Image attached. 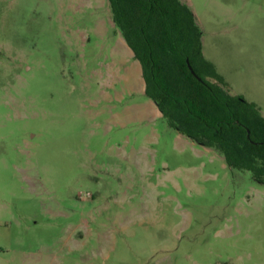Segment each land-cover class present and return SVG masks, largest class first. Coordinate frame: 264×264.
I'll use <instances>...</instances> for the list:
<instances>
[{
	"label": "rangeland",
	"instance_id": "rangeland-1",
	"mask_svg": "<svg viewBox=\"0 0 264 264\" xmlns=\"http://www.w3.org/2000/svg\"><path fill=\"white\" fill-rule=\"evenodd\" d=\"M264 115V0H183ZM0 264H264V184L169 127L108 0H0Z\"/></svg>",
	"mask_w": 264,
	"mask_h": 264
},
{
	"label": "trees",
	"instance_id": "trees-1",
	"mask_svg": "<svg viewBox=\"0 0 264 264\" xmlns=\"http://www.w3.org/2000/svg\"><path fill=\"white\" fill-rule=\"evenodd\" d=\"M142 68L145 95L169 127L217 152L231 170L264 184V115L230 93L203 53V33L181 0H108ZM195 74L190 70V66Z\"/></svg>",
	"mask_w": 264,
	"mask_h": 264
},
{
	"label": "crops",
	"instance_id": "crops-1",
	"mask_svg": "<svg viewBox=\"0 0 264 264\" xmlns=\"http://www.w3.org/2000/svg\"><path fill=\"white\" fill-rule=\"evenodd\" d=\"M183 3H185L183 0H181ZM109 3V2H108ZM187 6H188V4L187 3H185ZM109 7H110V5H109ZM190 8V7H189ZM110 14H111V17H112V12H111V8H110ZM195 16V15H194ZM112 21H113V19H112ZM114 23V22H113ZM198 24V23H197ZM116 27V26H115ZM117 28V27H116ZM117 33L122 37V40L124 41V43L127 45V43H126V40H125V38H124V36H123V34L121 33V31H119L118 29H117ZM203 38V37H202ZM202 42H203V40H202ZM204 46V45H203ZM127 47L131 50V52H132V55L134 56V53H133V51H132V49L127 45ZM204 53V52H203ZM160 112V111H159ZM160 115L162 116V114H161V112H160Z\"/></svg>",
	"mask_w": 264,
	"mask_h": 264
},
{
	"label": "water",
	"instance_id": "water-1",
	"mask_svg": "<svg viewBox=\"0 0 264 264\" xmlns=\"http://www.w3.org/2000/svg\"><path fill=\"white\" fill-rule=\"evenodd\" d=\"M189 66H190V65H189ZM190 70H191V72H192L193 74H195L194 71L192 70L191 66H190ZM198 144L202 145L201 143H198Z\"/></svg>",
	"mask_w": 264,
	"mask_h": 264
}]
</instances>
